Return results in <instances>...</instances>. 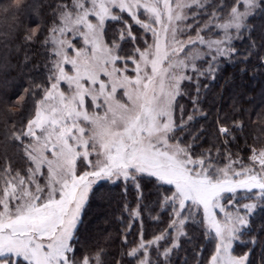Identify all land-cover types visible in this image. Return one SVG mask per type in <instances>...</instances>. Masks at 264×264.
Segmentation results:
<instances>
[{
	"label": "snow or ice",
	"instance_id": "obj_1",
	"mask_svg": "<svg viewBox=\"0 0 264 264\" xmlns=\"http://www.w3.org/2000/svg\"><path fill=\"white\" fill-rule=\"evenodd\" d=\"M257 13L264 14V0H0V15L12 18L0 31L6 40L20 33V14L46 15L50 25L23 29L24 44L47 31L41 46L48 62L41 82L30 81L17 100L33 101L8 137L22 166L14 168L7 157L0 165V264H106L103 249L82 252L77 236L94 185L131 183L138 204H125V211L135 220L148 207L140 183L146 178L157 189L170 186L158 192L169 223L151 239L141 231L122 253L134 258L131 264H168L190 225L215 242L208 264H252V250L234 255L233 243L251 232L256 210H264V139L245 142L247 162L233 159L229 145L244 125L218 116L211 146L201 148L204 129L193 135L189 128L196 113L205 114L193 98L194 114L185 120L178 98L188 95L185 81L215 79ZM258 117L264 129V114Z\"/></svg>",
	"mask_w": 264,
	"mask_h": 264
},
{
	"label": "trees",
	"instance_id": "obj_2",
	"mask_svg": "<svg viewBox=\"0 0 264 264\" xmlns=\"http://www.w3.org/2000/svg\"><path fill=\"white\" fill-rule=\"evenodd\" d=\"M225 2L231 5L234 0H225ZM20 18L22 27L15 39L6 40L5 37L0 36V165L7 157L12 161L14 168H20L22 161L16 144L8 137L11 135L13 125L16 128L22 127L27 114L32 111L33 104L31 98H26L23 106L17 104V100L24 94V89L29 87L30 81L41 82L42 77L46 75L44 65L48 62L46 49L41 46L47 31L38 41L24 44L23 29L34 28L37 24L50 26L46 23V15L30 17L20 14ZM11 23V17L5 20L3 15H0V31H7L5 26ZM248 23L250 30L243 32L241 38L233 41L236 55L230 60L220 61L221 66L215 73V79L209 75L201 76L198 81H185L182 88L188 95L178 98L179 104L185 109V120L188 115L194 114L193 98L198 100L200 113L205 114L196 113L197 118L189 128L193 135L204 129L200 141L201 148L211 146L218 116H228L229 122L233 120L242 122L243 130L237 133V139L229 145L228 150L232 152L233 157L239 155L245 160L250 155L245 148V142L250 145L253 144L254 137L264 139V129L258 126L262 123L258 114H264V66L260 62V58L264 57V14L257 13ZM133 31L140 32L136 28ZM25 57L28 58L27 61ZM201 67L206 68L207 64H202ZM197 83L200 89L198 96ZM179 115L177 110V120ZM189 140L191 136L185 135V142ZM221 151L224 152L225 149L221 148ZM223 163L222 160L221 165ZM140 183L143 194L142 204L148 207L142 208L140 217L135 220L125 211V204L129 209H136L138 204L139 193L131 183L125 185L123 181L116 183L101 181L94 185L95 194L90 195L77 230L82 252L94 253L103 249L106 264H116L117 261L120 264H131L134 258L122 253L130 251L135 246L141 231L144 239L147 240L168 226L170 209L161 208L158 203V192L163 193L170 186L165 185L157 189L147 178ZM242 202L243 200L240 201ZM156 217L159 219H155ZM262 229H264V210L257 209L251 217V232H246L240 237V241L246 243L235 241L233 254L241 255L251 249L252 264H261V257L264 256ZM185 231L187 236L181 238V246L171 254L168 264H185V261L187 264H198V260L207 264L213 241L204 235L198 225H190ZM252 237L257 239L256 244L248 243ZM160 259L165 258L161 256Z\"/></svg>",
	"mask_w": 264,
	"mask_h": 264
},
{
	"label": "rangeland",
	"instance_id": "obj_3",
	"mask_svg": "<svg viewBox=\"0 0 264 264\" xmlns=\"http://www.w3.org/2000/svg\"><path fill=\"white\" fill-rule=\"evenodd\" d=\"M141 19H145V17L144 16H141L140 17ZM136 30H138V28H136ZM110 31H111V29H110ZM134 33H136V34H140V35H142V32L140 31V32H136V31H134ZM189 35H195V33L194 32H190L189 33ZM183 38H187V37H183ZM148 41H149V43H151V36H150V34H149V36H148ZM74 43H75V41H74ZM76 46L77 47H80L81 46V44L80 43H76ZM141 47H143V44H141L140 45ZM128 45H125V49L127 50L128 49ZM71 54V53H70ZM123 54V53H122ZM201 66V65H200ZM129 67L131 68V67H133V65H129ZM66 68L68 69V70H70V66H66ZM129 75H133V73L132 72H129ZM62 87H66V86H64V85H62ZM91 110V109H90ZM236 157H233V159H235ZM224 162H226V161H224ZM245 162H247V160H245ZM221 166H223V164L221 165ZM248 202H250V201H248V200H243V202H242V204L243 203H248ZM230 211L232 210V209H229ZM222 213H219L218 212V218H222ZM235 242V241H234ZM214 248H215V242L213 241V247H212V251H211V254L209 255V257H208V260L210 259V256L212 255V253L214 252ZM235 255V254H234ZM208 260H207V264H208Z\"/></svg>",
	"mask_w": 264,
	"mask_h": 264
}]
</instances>
